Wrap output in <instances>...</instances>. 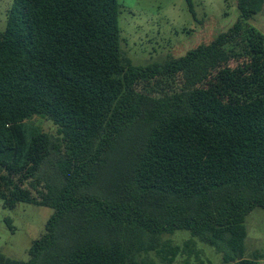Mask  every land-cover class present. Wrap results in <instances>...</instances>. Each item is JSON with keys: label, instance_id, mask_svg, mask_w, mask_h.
<instances>
[{"label": "trees", "instance_id": "trees-1", "mask_svg": "<svg viewBox=\"0 0 264 264\" xmlns=\"http://www.w3.org/2000/svg\"><path fill=\"white\" fill-rule=\"evenodd\" d=\"M237 5L209 45L135 66L119 0H14L0 30V200L54 213L28 261L0 264H173L182 248L165 236L178 231L224 264H264L245 257L246 219L264 210V35L250 24L264 0ZM201 61L208 77L180 89Z\"/></svg>", "mask_w": 264, "mask_h": 264}, {"label": "rangeland", "instance_id": "rangeland-1", "mask_svg": "<svg viewBox=\"0 0 264 264\" xmlns=\"http://www.w3.org/2000/svg\"><path fill=\"white\" fill-rule=\"evenodd\" d=\"M14 0H0V30L7 27L8 13ZM122 51L135 66L165 63L178 59L201 45H209L239 19L237 0H119ZM250 24L264 35V9ZM212 71L205 61L197 62L178 78L180 89L201 84ZM32 123L55 135L48 120L35 117ZM26 183L25 187H29ZM34 195L36 192L33 191ZM54 211L34 204L20 203L14 209L4 208L0 200V253L11 259L28 261L32 244L40 239ZM248 231L246 258L258 257L264 263V210H254L246 219ZM189 232L178 231L165 236L182 248L173 264H224L223 256L198 239L189 248ZM154 264H162L155 254Z\"/></svg>", "mask_w": 264, "mask_h": 264}]
</instances>
